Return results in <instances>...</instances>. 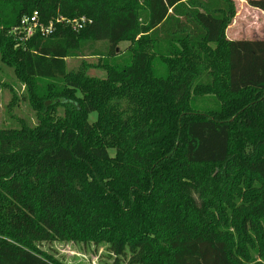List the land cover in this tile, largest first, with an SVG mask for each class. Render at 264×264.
I'll return each instance as SVG.
<instances>
[{
  "label": "trees",
  "instance_id": "trees-1",
  "mask_svg": "<svg viewBox=\"0 0 264 264\" xmlns=\"http://www.w3.org/2000/svg\"><path fill=\"white\" fill-rule=\"evenodd\" d=\"M35 11L92 23L18 46ZM235 16L233 0H0V65L24 87L0 128V264H65L53 243L264 264V40H230Z\"/></svg>",
  "mask_w": 264,
  "mask_h": 264
},
{
  "label": "rangeland",
  "instance_id": "rangeland-1",
  "mask_svg": "<svg viewBox=\"0 0 264 264\" xmlns=\"http://www.w3.org/2000/svg\"><path fill=\"white\" fill-rule=\"evenodd\" d=\"M236 7V16L232 22V27L227 32V37L233 41L247 40H264V17L259 15V9L250 5V0H233ZM261 14V13H260ZM263 14V12H262ZM230 25V26H231ZM97 47L100 51H105L107 47L104 43H98ZM127 43H122L119 46V52L126 50ZM90 63L98 61V58H89ZM69 68L78 69L80 60L70 59ZM91 76L104 77L102 71L91 70ZM0 128L11 124L7 115V107L10 104L13 94L9 89L12 86L14 90L21 94L24 87L15 82V77L11 69L0 65ZM6 85V87H4ZM13 114L18 116H28L27 109L24 105L14 107ZM43 249L53 254L61 262L65 264H114L115 257L107 251L106 247L102 246H82L66 243L44 244Z\"/></svg>",
  "mask_w": 264,
  "mask_h": 264
},
{
  "label": "built area",
  "instance_id": "built-area-1",
  "mask_svg": "<svg viewBox=\"0 0 264 264\" xmlns=\"http://www.w3.org/2000/svg\"><path fill=\"white\" fill-rule=\"evenodd\" d=\"M55 23H65L70 26L74 31H81L89 24L92 23L91 19L83 16L81 18L68 20L63 17L55 21H50L47 24L42 22L38 11L31 15H25L21 18L17 27L9 31L17 45H23L25 42L33 38L37 33L43 36H50L55 32Z\"/></svg>",
  "mask_w": 264,
  "mask_h": 264
},
{
  "label": "crops",
  "instance_id": "crops-1",
  "mask_svg": "<svg viewBox=\"0 0 264 264\" xmlns=\"http://www.w3.org/2000/svg\"><path fill=\"white\" fill-rule=\"evenodd\" d=\"M259 12L261 13V14L258 13L259 15H263V14H262V11H259ZM231 27H232V25L227 29V31H226V35H227V32L229 31V29H230Z\"/></svg>",
  "mask_w": 264,
  "mask_h": 264
}]
</instances>
